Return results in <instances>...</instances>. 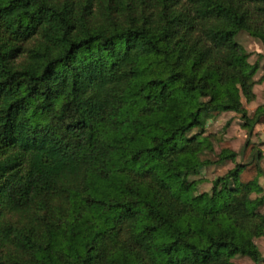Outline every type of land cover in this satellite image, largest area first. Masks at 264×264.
Returning a JSON list of instances; mask_svg holds the SVG:
<instances>
[{"label": "trees", "instance_id": "1", "mask_svg": "<svg viewBox=\"0 0 264 264\" xmlns=\"http://www.w3.org/2000/svg\"><path fill=\"white\" fill-rule=\"evenodd\" d=\"M241 32L264 0H0V264H262V168L185 180L238 156L204 113L264 118Z\"/></svg>", "mask_w": 264, "mask_h": 264}, {"label": "rangeland", "instance_id": "2", "mask_svg": "<svg viewBox=\"0 0 264 264\" xmlns=\"http://www.w3.org/2000/svg\"><path fill=\"white\" fill-rule=\"evenodd\" d=\"M235 41L249 54V64L256 66L255 72L250 76V80L254 83L253 99L249 101L241 95L242 107L248 118L252 119L258 108H264V48L258 40L244 32L238 33L235 36ZM243 124L240 114L211 111L204 113L201 127L191 130L186 135V137L196 134L211 135L210 141L214 146V154L208 155L211 160H215L216 155L222 149H230L238 154L234 163L226 162L223 165L203 167L199 169L197 174L187 175L185 177L187 182L196 183L197 194L210 192L212 182L232 169L235 163H250L241 174V181L243 182L253 179L256 174V163L264 168V156L258 162L252 158L254 150L264 153V118L261 119V123L254 125L251 131L243 127ZM246 141L247 146L244 148ZM259 183L264 188V178L261 177ZM260 210L264 213V206ZM255 245L264 258V237L255 240ZM232 262L234 264H254L249 258L240 256L234 257Z\"/></svg>", "mask_w": 264, "mask_h": 264}, {"label": "crops", "instance_id": "3", "mask_svg": "<svg viewBox=\"0 0 264 264\" xmlns=\"http://www.w3.org/2000/svg\"><path fill=\"white\" fill-rule=\"evenodd\" d=\"M228 113H231V112H228ZM263 154V156H264V153H262ZM262 168V170H264V168L263 167H261ZM244 172V171H243Z\"/></svg>", "mask_w": 264, "mask_h": 264}]
</instances>
